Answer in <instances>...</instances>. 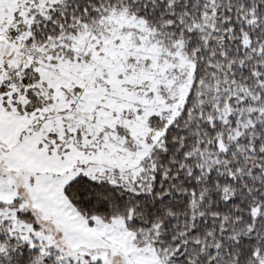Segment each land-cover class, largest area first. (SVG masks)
Masks as SVG:
<instances>
[{
  "label": "snow or ice",
  "instance_id": "6c2138e0",
  "mask_svg": "<svg viewBox=\"0 0 264 264\" xmlns=\"http://www.w3.org/2000/svg\"><path fill=\"white\" fill-rule=\"evenodd\" d=\"M0 264H264V0H0Z\"/></svg>",
  "mask_w": 264,
  "mask_h": 264
}]
</instances>
